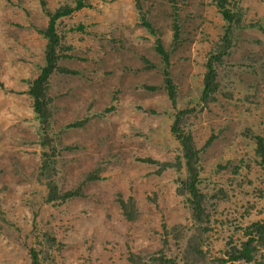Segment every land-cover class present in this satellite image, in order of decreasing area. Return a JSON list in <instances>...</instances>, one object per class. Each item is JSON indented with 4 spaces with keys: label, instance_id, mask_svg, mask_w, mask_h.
<instances>
[{
    "label": "rangeland",
    "instance_id": "obj_1",
    "mask_svg": "<svg viewBox=\"0 0 264 264\" xmlns=\"http://www.w3.org/2000/svg\"><path fill=\"white\" fill-rule=\"evenodd\" d=\"M43 1L50 13L74 5ZM227 4L236 13L232 46L215 66L216 98L203 104L204 64L211 50L220 53L214 45L228 27L214 0H86L55 22L57 65L70 72L48 76L41 124L28 89L45 64L46 40L37 30L48 16L40 0H0V264H32L31 249L39 264H160L157 255L165 264H264L258 246L252 262L228 259L248 240L252 220L210 212L222 192L236 195L226 207L240 205L241 186L250 190L243 197L261 203L253 221L264 218V150L256 146V136L264 141V0ZM157 38L168 54L175 105ZM184 109L181 130L203 148L201 220L182 188L185 165L170 127ZM240 162L247 167L236 172L247 182L227 184ZM87 173L98 178L85 180ZM49 178L59 194L80 195L46 201ZM120 201H132L135 218L125 217Z\"/></svg>",
    "mask_w": 264,
    "mask_h": 264
},
{
    "label": "trees",
    "instance_id": "obj_2",
    "mask_svg": "<svg viewBox=\"0 0 264 264\" xmlns=\"http://www.w3.org/2000/svg\"><path fill=\"white\" fill-rule=\"evenodd\" d=\"M74 5L72 7L69 6H63L57 8L55 11L50 13L49 11H46L45 4L43 0H40L42 10H44L48 16V22L44 29H38L37 31L45 38L46 44H45V64L41 67V71L38 74V76L31 82L28 89V95L32 98L33 103V110L39 117V121L42 123L46 122L47 119V112H46V105L50 101V97L47 94L46 91V82L48 79V76L54 71L60 69L64 72H70L67 68H62L57 65V62L59 58L61 57L57 53V47L59 45V37L56 33L55 29V22L57 19L61 18L62 16L68 15L72 10L79 9L83 6H85L86 0H73ZM172 1V0H170ZM228 0H214L215 6L219 9L220 13L222 14L223 19L228 23V27H226L223 30V33L220 35L219 43L215 44L216 49H219L220 53L214 54V50H211L210 55L207 57V61L204 64V74L202 79V88H201V96H200V102L205 104L209 100L215 99V95L217 93V83L215 82V76H216V68L218 64H220V61L222 59V53H225L231 46H232V39L229 37V32H231L232 27L235 24L234 16L236 13L229 9ZM143 25L151 32L154 33V30L150 26L149 23H146L143 20ZM179 29L176 24L173 25V32H172V43L176 44L179 40ZM155 50L158 52V54L161 56L162 63H163V75H164V87L167 91L168 97L173 105L176 103V85L173 83L172 79L170 78L168 74V54L163 50L161 47V43L159 41V38L155 41ZM219 44V45H218ZM223 94L229 95L230 93L228 91L221 92ZM188 110L184 109L179 111L178 113H175V116L173 118V122H171V131L173 134H175L176 139L180 143V155L183 156L184 165H185V171H186V179L182 181L181 185L184 191L188 194V200L189 203L193 207V211L196 213V216H194L196 219L201 220V217L206 216L204 212V206H203V199L205 198L206 194L202 192L198 188L199 183V170H200V156L202 154V145L197 146L195 139H193V136L191 133H185L184 130H181L180 127V120L183 114H185ZM88 118H83V120L75 121L68 126H78L82 125ZM211 140L206 141L205 143L208 144ZM45 144H48V138H45ZM256 146L257 151L264 150V141L261 138V136H256ZM205 149V148H204ZM49 156V155H48ZM51 156V155H50ZM149 162H152L151 159H146ZM262 161L264 162V153L262 155ZM247 167V165L244 162H240L239 164H235V170L233 171L234 177L232 179H229L227 184L232 185H240L243 183H246L247 181L244 179V175L241 174V172H236V169L239 167ZM55 170H53V167H51V174H54ZM98 178L97 175L94 173H87L84 177L85 180H92ZM48 187L47 195L44 197L46 201L54 202V201H65V199L71 198L73 196L80 195V193L77 190H69L64 193L59 194L56 190L55 186V179L49 178L47 183ZM78 189V187H77ZM239 190H242L244 195L250 196V190L246 189L244 187L239 186ZM247 190V191H246ZM253 193V192H252ZM240 195V194H239ZM242 197L240 198V205L236 202L238 205H234L232 207H226L228 204L232 203V199L236 197V195L233 194H227V193H218L216 198H213L214 195L210 198H213V202L210 203V212L211 214H215L220 216L221 214L224 215H231L234 211L239 212V217H236L238 221H243L246 219L252 220L251 225L248 228H252L256 234V236H253V231H245V234L248 236V240L244 241V243L239 246L238 248L234 249L231 254H229L228 259L232 260L234 262L243 260L244 262H252L253 260V252L256 250L254 249L255 246L263 247L264 248V218L259 220L254 219L256 221H253V215L255 212H252V210L258 206L259 202H257L252 197ZM256 201V202H254ZM122 206V211L125 214V217L127 219H133L135 218L136 212L133 209V203L131 202H122L120 201ZM226 207L224 210L223 208ZM238 229V227H236ZM206 230V229H205ZM257 249V248H256ZM160 252V251H159ZM158 252V253H159ZM201 252V251H200ZM198 252V253H200ZM31 254V263L32 264H39L37 262V256L33 249L30 250ZM203 256V254H201ZM129 260L133 261L134 257L133 255L129 254ZM162 258L164 260V257H161V255H157L154 257L153 261H158L160 264H165V260L162 261V263L159 261V259ZM203 258H205L203 256ZM169 263H171L169 261Z\"/></svg>",
    "mask_w": 264,
    "mask_h": 264
}]
</instances>
